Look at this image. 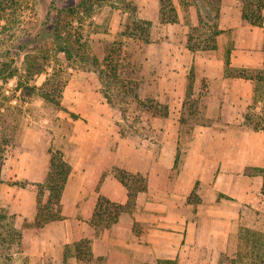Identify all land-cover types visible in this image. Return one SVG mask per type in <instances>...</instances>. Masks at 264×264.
<instances>
[{
  "label": "rangeland",
  "instance_id": "374dc122",
  "mask_svg": "<svg viewBox=\"0 0 264 264\" xmlns=\"http://www.w3.org/2000/svg\"><path fill=\"white\" fill-rule=\"evenodd\" d=\"M78 1L58 0V4ZM172 1L177 8L178 21L161 23L160 0H94L93 15L82 23L85 45L81 50L87 62L67 59L64 53L52 51L45 60V69L33 75L25 69V50L31 48L32 43L24 42L44 20L40 1L23 0L15 38L8 40L5 33L0 35V52H4L0 62H8L15 72L7 81L0 73V104L9 106L18 122L13 139L4 146L0 163V209L7 215L3 222H10L22 232L20 243L11 245L5 241L7 230L0 228V264H64L63 246L83 238L48 248V251L44 249V255L38 254L43 244H58L63 240V225L76 229L75 223L82 222L72 216V220L66 222L55 220L42 227L33 226L38 189L35 183L44 181L38 178L48 170L50 150L63 152L73 167L92 162L95 148L85 135L90 125L94 132L99 126L97 132L107 141L106 147L98 148L101 159L108 149L113 151L109 152L106 167L98 172V182L111 175L112 167L118 166L108 167L122 147L150 156L146 162L150 163L151 176H145L151 187L142 191L146 192L145 203L149 202V207H141L137 213L139 219L133 215L136 205L132 212L121 214L133 217V231L142 246L141 264H157V260H172L169 264H232L231 259L235 264H246V259L238 257L239 250L246 249L239 233L246 227L264 231V194L256 192L250 201H240L223 191L212 194L201 179L194 180L192 185L183 184L181 174L186 152L193 144L194 129L204 122L205 125L212 122L205 115L210 95L205 74L211 70L216 72V63L209 65L205 59L215 60L216 55L224 57L228 49L233 51L238 45H241L239 50L244 49L250 34L229 27L217 36V49L191 51L187 46L188 34L203 32L202 39L207 34L198 25L193 6L187 11L179 0ZM222 7L226 15L231 11L235 15L241 12L240 0H221ZM135 18L152 22L142 38L139 31L130 33L126 29L128 22ZM242 23L245 24L243 20ZM196 25L198 30L192 31ZM218 25L221 29L219 20ZM14 44L17 45L12 46ZM9 47L10 53L6 52ZM187 49L194 54L184 53ZM195 53L199 57H195ZM93 56L98 58V63H94ZM112 64L128 84L137 83L138 98L168 105V114L154 115L155 110L144 108L133 95L120 92L118 83L110 77ZM192 67L193 98L199 101V113L187 117L188 111H185L187 122L182 125L179 119L184 116L182 105L186 99L187 74ZM257 105L259 110L254 108L253 100L248 111L256 112L254 122L258 121L264 131L263 103L260 101ZM89 119L94 121L90 125ZM175 131L179 136L175 162L176 157L178 159L168 167L165 163L172 152ZM216 147L213 146L215 152ZM84 154L90 159L85 160ZM91 216L86 221L88 224ZM150 237L156 238L160 249L151 247ZM94 258V264L101 260L100 256ZM73 259L76 258L70 257L67 264H74Z\"/></svg>",
  "mask_w": 264,
  "mask_h": 264
},
{
  "label": "crops",
  "instance_id": "0c3cea01",
  "mask_svg": "<svg viewBox=\"0 0 264 264\" xmlns=\"http://www.w3.org/2000/svg\"><path fill=\"white\" fill-rule=\"evenodd\" d=\"M219 23L222 30L237 27L239 33L248 31L250 34L249 39L245 41L244 49L239 50L241 45H238L236 49L231 51V65L262 67L264 63V25L244 24L241 19V12L235 15L231 11L226 15L223 7ZM184 53L194 54H191L188 49ZM195 55V57H199V54L195 53ZM205 61L209 65L216 63V72L211 70L205 74L210 88L205 115L212 119V122L209 125H201L194 129L191 135L193 144L186 152L181 180L183 184L188 182L192 185L194 180L201 179L202 185L210 187L212 194L223 191L240 201H250L252 196H256V192L262 193L260 191L263 176L259 174L249 175L245 173V170L264 167V131L251 129L244 123V114L253 101V82L241 77H226L224 75L223 57L219 58L216 55L215 60L207 57ZM259 109L260 106L256 105V110ZM88 122L90 125L94 121L89 119ZM97 130H99V126L94 132V127L90 125V129L85 132L86 139L90 140V145L96 146H93L96 156H93L91 163L82 162L81 164H85L84 167L79 164L72 166L61 198L64 219L60 221L72 220L71 217L74 216L79 218L78 220L82 224L79 225L76 222V229L72 227L68 229L67 224L66 226L63 225L65 229L62 235L64 234L65 237L62 241H58V244H43L42 246L40 239H38L42 249L39 247L37 252L41 256L44 255V249L48 251L50 248L59 247L62 243L80 237H89L92 238L91 249L94 257H101V260L96 264H141L142 246L140 238L133 231L132 216L121 215L116 224L98 236L95 235L94 228L86 222L92 214L99 195L120 203H125L127 200L126 187L114 176L107 175L98 182V172L104 169L102 167H106L109 152L112 153L113 151L108 149L105 157L101 159V151H98V148L106 147L107 141L103 140ZM76 137L77 135L74 136V138ZM178 137V133L175 131L172 135V152L168 161L166 158L167 162L165 163L168 167L175 164ZM215 145H217L216 152L213 148ZM128 155L133 156V158H129ZM84 159L89 160L90 156L84 154ZM149 159L150 156L146 157L137 149L122 147L119 155L115 153L108 167L118 165L131 172H140L151 176L150 163L146 162ZM46 174L47 172L38 180H44ZM150 187L148 185V189ZM145 195L146 192H140L137 195L136 209L133 212L136 219H139L137 213L142 206L149 207V202L145 203ZM35 211L36 202L34 213ZM156 234L151 233L154 237L157 236ZM148 241L152 242L151 247L155 250L160 249V246L156 244V238L150 237ZM73 263L78 264L76 259H73Z\"/></svg>",
  "mask_w": 264,
  "mask_h": 264
},
{
  "label": "trees",
  "instance_id": "16d2710c",
  "mask_svg": "<svg viewBox=\"0 0 264 264\" xmlns=\"http://www.w3.org/2000/svg\"><path fill=\"white\" fill-rule=\"evenodd\" d=\"M44 12V20L37 30L31 35L29 40L24 43H32V47L25 50V69L28 74H37L45 69V60L48 59L52 51L64 53L67 59L76 58L82 63L87 62L86 54L81 50L85 42L82 41V23L86 17L92 16L94 0H79L75 3L58 4V0H39ZM160 22L174 23L178 21V12L172 0H160ZM180 5L189 10L193 6L197 14V23L205 29L207 37L202 39L203 32L199 34H188L187 46L189 50L199 49H217V36L224 30L219 28L218 20L221 13V0H179ZM241 19L243 22L263 26L264 24V0H240ZM23 0H0V35L5 33L8 40L15 38L16 31L20 27L21 6ZM132 23V24H131ZM152 22L141 18L130 20L126 29L139 31L138 35L147 34V29ZM198 30L194 26L192 31ZM148 40V39H147ZM5 42V41H3ZM14 44L12 46H16ZM22 48L23 46H19ZM11 47L6 52L10 53ZM264 52V49H263ZM4 52H0V56ZM231 50L228 49L223 57L224 75L226 77H241L250 79L254 87V108L258 102H262L261 109H264V63L262 67H237L231 65ZM94 63L99 60L93 56ZM102 72V71H101ZM0 73H3V80L14 77L15 72L10 69L6 61L0 62ZM107 74V73H106ZM117 66L112 64L110 76L119 86L120 92L127 95H133L146 109L155 110L154 115L166 116L168 114V105L161 104L154 99L141 100L136 96L137 83L128 84L127 79L119 75ZM101 76V74H100ZM186 99L182 105V114L180 124L187 122V117L199 113V101L193 98L195 75L193 67L187 74ZM140 99V100H139ZM60 108V102H57ZM188 111V115L185 116ZM254 111H248L244 114V122L250 125L252 129L259 130L261 127L258 121L254 122ZM14 114L9 106L0 104V163L4 158V146L13 139L18 122L13 117ZM208 122H211L208 121ZM205 125V122L202 123ZM177 157L176 162L177 163ZM72 170L71 163L64 157L60 150H50L49 167L43 182L35 183L38 187L36 192V212L33 226L42 227L48 222L62 220L61 197L64 191L67 179ZM249 175H262L263 184L261 192L264 194V167H254L245 170ZM110 174L118 179L127 189V200L125 203L115 202L103 195H99L93 209L89 224L95 228V234L98 236L102 231L116 224L122 213L132 212L139 192L148 189V182L145 175L140 172H131L118 166L112 167ZM1 181V177H0ZM2 211V212H1ZM7 215L0 209L1 229L7 230L8 234L5 241L8 244L22 240V232L18 231L10 222H3ZM242 239V245L246 249L239 250L238 257L246 259V264H264V231L252 228H243L239 233ZM12 245V244H11ZM70 257H75L77 261L86 264H94L95 258L91 249V239L83 237L75 241L72 245L63 246V262L67 264ZM172 260H157V264H169ZM232 264L235 260L231 259Z\"/></svg>",
  "mask_w": 264,
  "mask_h": 264
}]
</instances>
